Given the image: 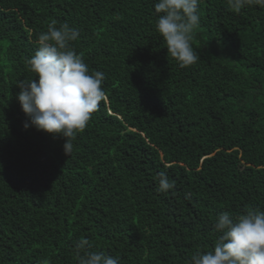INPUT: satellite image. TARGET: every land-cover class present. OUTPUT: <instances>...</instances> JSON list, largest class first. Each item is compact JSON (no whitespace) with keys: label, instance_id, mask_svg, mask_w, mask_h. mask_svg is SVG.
Returning a JSON list of instances; mask_svg holds the SVG:
<instances>
[{"label":"trees","instance_id":"16d2710c","mask_svg":"<svg viewBox=\"0 0 264 264\" xmlns=\"http://www.w3.org/2000/svg\"><path fill=\"white\" fill-rule=\"evenodd\" d=\"M156 2L0 0V264H78L81 238L120 264H188L214 250L219 215L264 211V7L200 0V60L180 68ZM52 21L105 76L70 155L16 99Z\"/></svg>","mask_w":264,"mask_h":264},{"label":"clouds","instance_id":"9594fccd","mask_svg":"<svg viewBox=\"0 0 264 264\" xmlns=\"http://www.w3.org/2000/svg\"><path fill=\"white\" fill-rule=\"evenodd\" d=\"M229 6L240 11L250 4L264 7V0H228ZM200 0H157L155 28L166 44L168 55L180 68H187L200 60L193 47L195 30L200 26ZM79 32L67 23L48 25L38 35V49L26 63L38 79L18 83L16 94L27 117L25 129L65 138L64 150L70 155L72 141L82 132L92 114L105 98V80L101 71L89 72L88 65L72 47ZM175 187L165 172L159 174L157 191L167 192ZM218 233L214 250H197L188 264H264V211L249 210L233 218L224 212L216 218ZM91 241L81 238L75 242L74 256L78 264H120L119 257L92 251Z\"/></svg>","mask_w":264,"mask_h":264}]
</instances>
